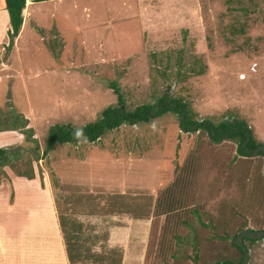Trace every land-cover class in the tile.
Segmentation results:
<instances>
[{
  "label": "rangeland",
  "instance_id": "1",
  "mask_svg": "<svg viewBox=\"0 0 264 264\" xmlns=\"http://www.w3.org/2000/svg\"><path fill=\"white\" fill-rule=\"evenodd\" d=\"M4 14L0 0V31ZM28 17L8 52L0 40V264H66L67 219L102 264H264V154L173 113L45 154L50 127L93 123L118 95L127 111L167 94L195 121L242 120L264 146V0H53Z\"/></svg>",
  "mask_w": 264,
  "mask_h": 264
},
{
  "label": "trees",
  "instance_id": "2",
  "mask_svg": "<svg viewBox=\"0 0 264 264\" xmlns=\"http://www.w3.org/2000/svg\"><path fill=\"white\" fill-rule=\"evenodd\" d=\"M26 1L4 0L10 23V29L7 32L9 44L5 49L7 52L21 30L23 24L22 12L24 13ZM47 1L53 0H31L32 3ZM167 113H173L179 117L180 128L185 133H196L200 130L205 131L210 140L216 144L224 140L236 141L237 153L241 157H253L264 154L261 151V148H264V146L254 139L251 129L242 120H226L217 125H213L208 121H195L189 115V110L185 103L181 100L170 98L167 94L162 95L151 104L138 106L133 111L126 110L124 100L121 95H118V105L105 108L100 113V117L93 123H89L81 128H75L70 124L52 126L48 130L45 154L50 152L55 144L95 143L107 132L117 129L124 124L132 126L139 123H147ZM77 132L80 133L79 137L76 135ZM6 155L7 150L0 149V163L7 159ZM176 196L178 197V194ZM118 198L115 197V199ZM88 199H93V197L89 196ZM178 200L174 201V204H170V206L179 209L187 203L184 198L181 199L184 201ZM179 202L182 203L178 204ZM124 206L127 209L120 207L113 208V206L111 208L116 209L118 213H130L133 206L131 204H124ZM170 211L174 212L173 209ZM170 211L164 212L165 214L163 213V215H167ZM68 213L71 212L69 211ZM60 230L64 239L68 264H102L105 261L102 254H94L90 247L83 246L84 238L82 237L81 226L77 221L60 220ZM121 261L122 259L119 256L117 262L112 261V264H121Z\"/></svg>",
  "mask_w": 264,
  "mask_h": 264
},
{
  "label": "crops",
  "instance_id": "3",
  "mask_svg": "<svg viewBox=\"0 0 264 264\" xmlns=\"http://www.w3.org/2000/svg\"><path fill=\"white\" fill-rule=\"evenodd\" d=\"M1 3H3V8L5 9V4H4V0H1ZM43 3V2H42ZM36 4L37 3H32L31 2V0H27L26 1V7L24 8L25 10H24V13L22 12V17H23V24H22V27H21V30H20V32H19V35H18V37L16 38V40H15V45H16V43L18 42V40H19V37H21L22 36V34L24 33V31H25V27H26V23H27V17H28V15H29V17L28 18H34V15L36 14ZM5 21H4V23H3V26H2V28H1V31H0V40L3 38V36H4V39H3V41H6V45L5 46H7V42H8V36H7V32L9 31V29H10V23H9V16H8V13H7V11H6V9H5ZM36 23V22H35ZM37 25V24H36ZM42 40V38H40L39 39V41H41ZM64 47H65V45H63ZM14 48H15V46H14ZM61 49H62V47H61ZM14 50V49H13ZM1 51V50H0ZM4 51V50H3ZM6 54V53H5ZM12 55V51H11V53L8 55L9 57ZM60 55V54H59ZM59 55H57V56H59ZM6 56V55H5ZM4 60H7V57L6 58H4ZM4 60L3 61H1L0 62V71H2V72H6V68L8 69V67H11L10 66V63H9V66H8V64H6V63H8L7 61H5L4 62ZM16 201L17 200H15V202L14 203H12V205H8L7 204V206H5V203H4V207L5 208H7L6 209V213L7 214H9L10 213V211L12 210V209H14V207L16 206L15 205V203H16ZM1 204V203H0ZM5 210V209H4ZM7 214H5V215H2V219H9V217H8V215ZM29 216V215H28ZM9 220H13V216H11V218L9 219ZM46 232L47 233H49L50 235H49V239H50V241H52V240H54V234L52 235L51 234V228L48 226V228H47V230H46ZM1 233H2V230H0V235H1ZM40 232H38V231H35L34 232V234H35V237H33L34 239H33V243L34 242H36V237H37V235L39 234ZM32 235V234H31ZM20 236H21V238H23L24 236H26V229H22L21 231H20ZM30 235H28V237H29ZM33 236V235H32ZM56 240V239H55ZM37 242H38V240H37ZM39 242H41L40 240H39ZM44 242V241H43ZM47 242V241H46ZM5 243H7V242H5V241H3V240H0V248L2 247V245L3 244H5ZM45 243V242H44ZM56 243H60V242H58L57 240H56ZM9 246V248L10 249H12V250H15V252H17L18 253V256H19V254H23V252H24V250L23 249H20V248H17L16 249V247H17V245H11V244H9L8 245ZM56 249H59V251L60 252H62V250L60 249V246H56ZM64 250V249H63ZM65 259H66V255H65ZM40 260V259H39ZM20 261V263L21 264H24V261H23V259H21V260H19ZM18 263V262H17ZM20 263H18V264H20ZM65 263L66 264H68L67 263V259L65 260ZM36 264V263H35ZM51 264H55V259H53L52 261H51Z\"/></svg>",
  "mask_w": 264,
  "mask_h": 264
},
{
  "label": "clouds",
  "instance_id": "4",
  "mask_svg": "<svg viewBox=\"0 0 264 264\" xmlns=\"http://www.w3.org/2000/svg\"><path fill=\"white\" fill-rule=\"evenodd\" d=\"M76 135H77V137H79V136H80V133H79V132H77V133H76Z\"/></svg>",
  "mask_w": 264,
  "mask_h": 264
}]
</instances>
